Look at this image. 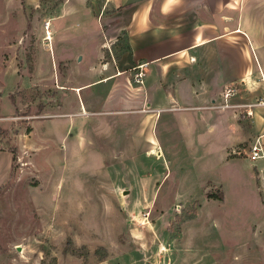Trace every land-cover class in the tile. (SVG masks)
Masks as SVG:
<instances>
[{
	"label": "rangeland",
	"instance_id": "obj_1",
	"mask_svg": "<svg viewBox=\"0 0 264 264\" xmlns=\"http://www.w3.org/2000/svg\"><path fill=\"white\" fill-rule=\"evenodd\" d=\"M63 1L0 0V151L16 156L0 182V264H264V182L249 155L176 165L168 148L134 150L102 115L56 118L78 111L59 83L86 80L62 62L56 76L61 43L43 40Z\"/></svg>",
	"mask_w": 264,
	"mask_h": 264
},
{
	"label": "crops",
	"instance_id": "obj_2",
	"mask_svg": "<svg viewBox=\"0 0 264 264\" xmlns=\"http://www.w3.org/2000/svg\"><path fill=\"white\" fill-rule=\"evenodd\" d=\"M103 5L104 0H64L45 29L43 40L62 46L54 53V74L62 62L69 80V70L86 77L78 84L59 83L61 90L70 86L78 111L58 112L56 118L102 115L103 127L128 139L134 150L161 155L168 148L176 165L216 156L231 168L248 164L250 147L257 140L264 144V0ZM122 37L125 48L119 47ZM141 63L143 85L134 82L132 71ZM100 104L102 112L95 109ZM0 157L1 182L13 155L0 151ZM253 161L250 179L262 184L264 158ZM224 180L204 184L217 181L224 188Z\"/></svg>",
	"mask_w": 264,
	"mask_h": 264
},
{
	"label": "built area",
	"instance_id": "obj_3",
	"mask_svg": "<svg viewBox=\"0 0 264 264\" xmlns=\"http://www.w3.org/2000/svg\"><path fill=\"white\" fill-rule=\"evenodd\" d=\"M110 0H104V5H103V9L106 8V5L108 4ZM49 22L46 23L45 28H46V32L49 29ZM49 32V31H48ZM49 35V34H47ZM144 67H145V63H141V64H136L135 66L132 67V71H134V82H136L137 84L143 85L144 84V76H145V71H144ZM229 96V92L225 94V97ZM249 157L251 158V160H256L259 158H264V144L262 142H260L259 140H257L251 147L249 150Z\"/></svg>",
	"mask_w": 264,
	"mask_h": 264
},
{
	"label": "trees",
	"instance_id": "obj_4",
	"mask_svg": "<svg viewBox=\"0 0 264 264\" xmlns=\"http://www.w3.org/2000/svg\"><path fill=\"white\" fill-rule=\"evenodd\" d=\"M15 158H16V156H15V154H14L13 159H15ZM210 197H215V198H217V199L222 200V199H223V194H221V195H217V196L210 195Z\"/></svg>",
	"mask_w": 264,
	"mask_h": 264
}]
</instances>
